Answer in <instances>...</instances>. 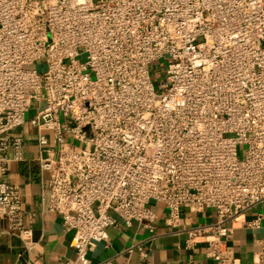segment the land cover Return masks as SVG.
<instances>
[{"label": "built area", "instance_id": "1", "mask_svg": "<svg viewBox=\"0 0 264 264\" xmlns=\"http://www.w3.org/2000/svg\"><path fill=\"white\" fill-rule=\"evenodd\" d=\"M25 126L47 213L73 233L66 264H113L88 255L119 222L153 240L152 202L172 227L181 207L214 213L181 230L213 264H264V212L249 219L264 209V0H0V218L30 256L4 180L26 162ZM245 216L241 263L230 238Z\"/></svg>", "mask_w": 264, "mask_h": 264}, {"label": "crops", "instance_id": "2", "mask_svg": "<svg viewBox=\"0 0 264 264\" xmlns=\"http://www.w3.org/2000/svg\"><path fill=\"white\" fill-rule=\"evenodd\" d=\"M29 134L35 136L30 128ZM32 137L26 139V162L10 164L4 180L20 189L23 209L33 229L35 247L30 256L24 253L20 241L6 233L7 221L0 218V264H26L28 256L37 264H66L76 256L75 250L70 246L73 233L64 231L59 216L47 213V192L40 180L38 164L35 161L38 157V146L36 138ZM151 207L157 217L154 229L156 237L153 240H148L151 233L137 222H133L128 228L119 222L118 226L107 229L108 244H98L89 253V260L97 263L111 258L113 264H213L206 257L205 244L188 247V236L181 231L192 224L213 221V212L193 215L187 208L181 207L178 227H172L167 224L169 212L163 204L154 203ZM247 218L248 216L239 219L238 228L230 238L241 263L250 261L254 252L252 234L241 226ZM130 248L133 249L130 251ZM140 251L145 253L144 257Z\"/></svg>", "mask_w": 264, "mask_h": 264}, {"label": "rangeland", "instance_id": "3", "mask_svg": "<svg viewBox=\"0 0 264 264\" xmlns=\"http://www.w3.org/2000/svg\"><path fill=\"white\" fill-rule=\"evenodd\" d=\"M15 134H20V135H24L25 137H26V139L28 138H31L32 136L29 134V127L28 126H25L24 128H20V129H18V130H15V132H14ZM50 139H51V135H50V133H47L46 134ZM34 138H35V136H33ZM32 137V138H33ZM151 205H154V202H152V204ZM259 212H264V209L263 208H258L257 210H255L254 212H253V214L249 217V219L250 218H252V217H255L256 216V214L257 213H259ZM249 260H251V259H249Z\"/></svg>", "mask_w": 264, "mask_h": 264}]
</instances>
